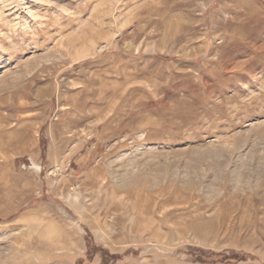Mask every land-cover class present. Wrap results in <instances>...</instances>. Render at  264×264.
<instances>
[{
  "label": "rangeland",
  "instance_id": "rangeland-1",
  "mask_svg": "<svg viewBox=\"0 0 264 264\" xmlns=\"http://www.w3.org/2000/svg\"><path fill=\"white\" fill-rule=\"evenodd\" d=\"M0 264H264V0H0Z\"/></svg>",
  "mask_w": 264,
  "mask_h": 264
}]
</instances>
